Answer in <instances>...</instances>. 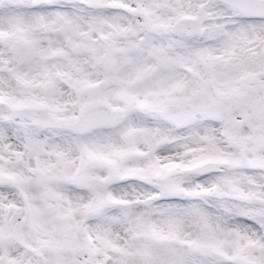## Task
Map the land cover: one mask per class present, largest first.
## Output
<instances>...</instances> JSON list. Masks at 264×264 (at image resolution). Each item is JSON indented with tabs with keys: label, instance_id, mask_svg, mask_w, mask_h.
Returning <instances> with one entry per match:
<instances>
[{
	"label": "snow or ice",
	"instance_id": "6c2138e0",
	"mask_svg": "<svg viewBox=\"0 0 264 264\" xmlns=\"http://www.w3.org/2000/svg\"><path fill=\"white\" fill-rule=\"evenodd\" d=\"M0 264H264V0H0Z\"/></svg>",
	"mask_w": 264,
	"mask_h": 264
}]
</instances>
